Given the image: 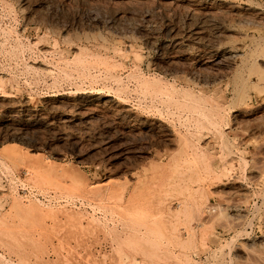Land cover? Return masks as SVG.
<instances>
[{
	"label": "rangeland",
	"instance_id": "374dc122",
	"mask_svg": "<svg viewBox=\"0 0 264 264\" xmlns=\"http://www.w3.org/2000/svg\"><path fill=\"white\" fill-rule=\"evenodd\" d=\"M23 1L0 0V18H2L0 19L2 24H0L2 26H0V42L3 40V44L0 43V47H2L0 51L3 52V55L0 52V83L1 79H4L2 84H0V89L5 90L9 95V98L5 100L0 99V119L4 121L0 123V136L2 137H0V155L2 151L5 152L7 150L8 152H17L12 163L0 159V264H248L247 262L249 264H264V253L262 252L264 251V198H261L264 196V162L262 164V161H264V91L262 90L261 94H254L249 87L247 89L243 87L245 88L242 90L244 92L242 93L243 95L236 94L235 100L232 99L233 101H230L231 95L228 94L227 98H229L223 102H205L200 98L196 99L198 95L196 94V88H194L195 90L190 88L191 91L189 89L188 92H185V89L180 91L176 90L179 88L175 90L171 88V83L174 81L172 78H177L176 85L179 84L180 87L184 85L180 82L183 78L190 81L195 79L194 81L204 84L203 87H205V84L207 82L210 83L213 78L211 75L218 77L217 79L222 81V86L226 81H231L236 76L234 74H236L237 66L234 67V65L229 69L231 71L225 68L217 70L207 67H205V71H202L204 67L190 65L188 60L183 57L175 56L171 63L170 60L164 58L172 43L167 27L175 30L179 29L176 31H182L180 33L183 35L189 29L195 27L196 19L186 16L183 11L179 10L177 12L178 10L175 11L174 9L167 11L171 12L170 16H173L171 18L168 16L169 13L163 12V16L162 13H156L149 7H137L136 11L130 2L126 0H123L124 2L117 0V2L115 1L116 3L106 0H26L24 3ZM238 1L241 5L245 3L244 0ZM262 2L264 1L262 0ZM4 4L8 8L5 9ZM144 8L148 9L147 11L149 12L153 11L152 16L157 17L158 20L155 17L153 18L157 22L159 29L155 28L156 30H154L147 25L144 17L146 9ZM128 9H132L133 12ZM33 11L35 14H33ZM133 13H135V17ZM166 14L169 18L166 17ZM41 15L44 16L42 17ZM86 15L88 18H90V15L92 16L88 20ZM180 15L183 22L180 20ZM137 16L138 19H136ZM177 16L178 18L176 19ZM82 17H85V20L82 21ZM133 18L136 21L132 20ZM77 19L80 20L78 21ZM139 19L142 23L139 22ZM142 20L145 21L143 22ZM185 20L186 23L188 22L187 24L184 23ZM113 21L116 24H113ZM138 22L139 26L142 24L144 29L142 28L140 32H136L137 36L134 34L130 38L129 36H127L128 38H122L123 36L119 37L115 34L120 29L124 32L127 26L138 25ZM168 22H172V25L170 23L167 25ZM6 24L8 25L6 26ZM83 24L86 26L84 27ZM175 24L178 26H176L177 28L174 26ZM70 26L75 27V29ZM185 26H188L189 29ZM111 29H114L113 32H111ZM3 33H5V37ZM84 33H86L85 36L88 35L89 40L87 36H84ZM146 36L147 39L145 38ZM148 36L153 37L148 38ZM9 37H12L13 40ZM40 37L42 40H40ZM25 40L26 43L28 42L27 44ZM166 43L168 44L166 45ZM55 44L58 46H55ZM63 44L66 45L64 46ZM108 44L110 45L108 46ZM149 45L151 46L149 47ZM7 46L13 49L11 48V50ZM154 46L156 47L154 48ZM5 47L8 49L6 48L5 50ZM82 48L85 50L83 51ZM88 48L91 49L89 50ZM77 49L82 50L81 59L83 61L81 60L77 64L74 62V64L72 59L77 53L74 50ZM22 50L23 53H21ZM243 51L244 48L241 49V52ZM31 52L34 55L30 56ZM132 52L138 56V60L132 55ZM14 53L15 56H12ZM42 54H44L43 57ZM161 54H164L163 60H160ZM25 56L26 58L30 57V59H26ZM94 57L98 58L99 62ZM84 58L87 60L86 62ZM15 59L17 60L15 61ZM33 59H36V61ZM46 59H49V61ZM26 61H28L27 64H25ZM33 61L36 63L34 64ZM91 61H94L93 65H91ZM103 61L105 63L104 68L102 67ZM156 61L158 63L157 68H154L151 64H156ZM7 62L12 68L7 65ZM82 62H85V65ZM100 62L102 63L101 66L99 65L101 64ZM65 63L67 66H65ZM174 64H177L176 66L178 67ZM37 65L40 67H37ZM56 65L60 69L58 75L53 78L45 76L40 70L46 68V66H49L47 68L50 69ZM68 65H71L70 68L73 70ZM112 65L113 67L118 65L117 69L113 68ZM236 65H239L238 62ZM84 66L86 67L84 68ZM110 68L113 70L111 71ZM7 69L9 72H6ZM69 69L70 71H68ZM107 69L109 70L107 71ZM196 69L197 71H195ZM38 70L42 76L37 72ZM74 70H78L82 76H76L77 72ZM92 70L98 73L94 72V75L91 72ZM224 73L226 79L225 77L221 78ZM36 74L40 77H37ZM170 74L176 75L171 76ZM185 74L188 75L186 76ZM137 75H156L158 78L163 77L169 83L171 82L168 85L164 84L163 81V91L168 92L171 97L184 96L185 93L190 96H184V103L172 104L168 108L161 101L160 93L162 92L157 89L155 92L159 97L153 95L144 102L142 99L144 95L141 94V91L145 87L151 89L152 84L148 82L149 86L143 84L136 88ZM179 75L182 78L178 80ZM30 82H33L37 87ZM74 82L78 83V86ZM30 84L34 87L30 86ZM39 84L42 85L39 86ZM53 87L55 91L52 89ZM116 90L118 91L116 92ZM121 90H126V92L122 91L123 93H120ZM247 90L249 91L247 92ZM205 91H210L211 93V88H207ZM108 94L112 97V103L107 101L110 99L106 100L105 98ZM71 96H75L76 100ZM97 97H99V100H94ZM137 97H140V104L137 103ZM215 97V99H218V95ZM247 97L249 100H247ZM85 98L90 101L83 102ZM192 98L198 103L193 102ZM204 98L208 99L209 97ZM245 99V104H242ZM71 100L74 102L72 101L71 103ZM59 102L62 104L60 105ZM53 103H56V105H53ZM201 103L205 105H200ZM70 105L71 108L75 107L71 109ZM84 106L89 107L84 109ZM227 107L230 111L226 110ZM192 108L196 110L195 116L190 113ZM22 111L23 114H21ZM215 113H219L220 118L216 124H213V117L211 116ZM116 114L119 117L122 116V118H119ZM188 114L191 115L189 116ZM24 117L30 121L32 119L35 120L36 125L27 123L22 126L25 129H22V134L24 135V132L27 133L24 135L25 137L22 135L23 139L19 140L20 143L10 140V132L18 126L8 124L6 121L10 118L25 121ZM232 117L235 118L234 121ZM126 119L129 120L127 123ZM43 122L47 123L48 126L44 125ZM198 123L200 124L198 125ZM62 124L65 129L61 126ZM129 124L131 125L129 126ZM57 125L61 126L62 128H60L63 130H60ZM155 127L160 130L163 129V131L161 130L163 133ZM216 128H219L220 135L217 134L218 131H215ZM158 132L163 136L157 134ZM165 137L170 141L166 140ZM5 138L7 139L2 140ZM1 144L5 147L10 145V148L6 150ZM12 146L14 151H11L13 150ZM51 155L53 156L51 157ZM231 156L236 158L234 159ZM244 169L246 170L244 171ZM247 169L249 170L248 173ZM241 173H244L245 176ZM35 174L36 179L33 178ZM38 177L44 180H38ZM33 179L36 180L35 183L38 182L37 186H35ZM54 181L56 182L53 183ZM72 181L74 187L72 185L68 187L67 185ZM232 181L238 185L240 183V187L235 184L240 194L232 195L226 190L228 188L227 184ZM60 184L61 186H59ZM242 190L247 193L249 198L242 195ZM13 195H15V198H13ZM13 204L17 205L16 212L10 210ZM252 205L255 208L257 207V209L253 208ZM34 207L41 208L38 214H31V211L27 210ZM47 209H50L51 213ZM240 209L241 211H239ZM55 210L57 211L55 212ZM89 217L93 219V223H91V218ZM240 221L242 222L241 225ZM248 223H251V226H248ZM251 237H253V241ZM241 241L242 243L240 244ZM250 241L252 242L250 243ZM239 245L241 246L239 247ZM249 245L252 249L251 251L250 247H248ZM243 250L248 252L246 254L250 253L248 256L251 257L248 258ZM260 252L263 260L258 254ZM256 258L261 260L255 261ZM246 259L249 260L246 261ZM245 261L246 263H244Z\"/></svg>",
	"mask_w": 264,
	"mask_h": 264
},
{
	"label": "bare ground",
	"instance_id": "6f19581e",
	"mask_svg": "<svg viewBox=\"0 0 264 264\" xmlns=\"http://www.w3.org/2000/svg\"><path fill=\"white\" fill-rule=\"evenodd\" d=\"M24 1H26V0H24ZM24 1H23V3H24ZM30 1V0H29ZM43 1V0H42ZM103 1H105V0H103ZM106 1H112V2H117V0H106ZM121 1H123V0H121ZM120 0H119V2H121ZM127 2L129 1L130 2V4H131V6L134 8V10H136L137 11V7H149L150 9L152 8V10L153 11H155L156 13L157 12H159V13H162V15H163V12H167V11H172L173 9L176 11V10H178L177 12H179V10L180 11H183L184 13H185V15L186 16H188V17H192V18H195L196 19V22H195V27H192V29H189V27L188 26H185L186 28L188 27V29H189V31L188 32H186L184 35L182 34V33H180V32H182V31H176V30H179V29H174V28H169V27H167V30H168V35H170L171 36V40H172V43L170 44V49H168L169 51H167V53L164 55V54H161L162 56H161V59L160 60H163V55H164V58H166V60H170V63H171V60L172 59H174V57L176 56V57H183V58H185L186 60H188V62L190 63V65H194V66H198V67H204L203 69H202V71H205L204 69H205V67H207V68H214V69H230L231 68V66H233L234 65V67H236L237 66V69H236V74H234V75H236L231 81L230 80H228V81H226V83H224V85L222 86L221 85V82L222 81H219V79H217L218 77H214V76H212L211 75V77H213L212 79H211V81H210V83H206L205 84V87H203L204 86V84L202 85V84H200L198 81H190V80H187V79H181L182 77H180V75H179V77H178V80L179 79H181L180 80V82L182 83V84H184L182 87H180V85L178 84V85H176V79H173L172 78V80H174V81H172V83H171V88H173L174 90L176 89V88H179V89H176V90H180V91H182L181 89H185L186 91L185 92H188V90L191 88H196L197 89V91H196V94H198L197 95V97H196V99L197 98H200V99H202V101L204 100L205 102H210V101H217V102H223V101H225V100H227L228 98H227V95L228 94H230L231 96V99H230V101H233L232 99H234V97H235V95L236 94H241V95H243L242 93H244L242 90L243 89H247L248 87H249V89L254 93V94H261L262 93V90L264 91V2H262V0H244L245 1V3L243 4V5H241L240 3H239V1L238 0H126ZM264 1V0H263ZM28 2V1H27ZM33 2V1H32ZM53 2V1H52ZM90 2V1H89ZM96 2V1H95ZM99 2V1H98ZM98 2H96V3H98ZM115 2V3H116ZM124 2V1H123ZM22 3V2H21ZM100 3V2H99ZM5 4H7V3H5ZM4 4V5H5ZM16 4V3H15ZM26 4V3H25ZM31 4V3H30ZM73 4H75L74 2H73ZM113 4V3H112ZM111 4V5H112ZM3 5V4H2ZM27 5V4H26ZM67 5V4H66ZM90 5V4H89ZM88 5V6H89ZM10 5H9V3H8V7H9ZM37 6V5H36ZM46 6H48V5H46ZM51 6V5H50ZM53 6V5H52ZM86 6V5H85ZM124 6H126V5H124ZM123 6V7H124ZM130 6V5H129ZM128 6V7H129ZM8 7H6V5H5V9L6 8H8ZM19 7V6H18ZM80 7V6H79ZM90 7V6H89ZM94 7V6H93ZM112 7H117V6H112ZM123 7H121V8H123ZM73 8H74V6H73ZM97 8V7H96ZM120 8V9H121ZM125 8V7H124ZM146 8H144V9H146ZM38 9H40V7H38ZM85 9V8H84ZM119 9V10H120ZM143 9V10H144ZM9 10H10V8H9ZM34 10V9H33ZM43 10V9H42ZM41 10V11H42ZM93 10V9H92ZM105 10V9H104ZM125 10H126V8H125ZM129 11H132V9L130 10V9H128ZM140 10V9H139ZM142 10V11H143ZM148 9H146V14H145V18H146V23H147V25L148 26H150L151 28H153L154 30H156L155 28H157V29H159L158 28V24H157V22L156 21H154V18L153 17H155L156 18V20H158L157 19V17L156 16H152V12L153 11H151V12H149V11H147ZM32 11V10H31ZM118 11V10H117ZM123 11V10H122ZM39 12H40V10H39ZM125 12V11H124ZM128 12V11H127ZM133 12V11H132ZM139 12V11H138ZM144 12V13H145ZM176 12V13H177ZM27 13V12H26ZM40 13H42V12H40ZM78 13V12H77ZM128 13H130V12H128ZM136 13V12H135ZM135 13H133V15L135 14ZM142 13V12H141ZM158 13V14H159ZM164 13V14H165ZM167 13H169V12H167ZM182 13V12H181ZM33 14H35V12L33 11ZM36 14H38V13H36ZM46 14V13H45ZM91 14V13H90ZM120 13L118 12V15H119ZM130 14H132V13H130ZM129 14V15H130ZM170 14H171V12L169 13V15L168 16H170ZM173 14V13H172ZM75 15V14H74ZM124 15V14H123ZM139 15H141L140 13H139ZM138 15V16H139ZM156 15V14H155ZM161 15V14H160ZM183 15V14H182ZM33 16V15H32ZM39 16V15H38ZM42 17L44 16V15H41ZM70 16V15H69ZM68 16V17H69ZM87 16V15H86ZM85 16V17H86ZM91 16L92 15H90V18H91ZM120 16V15H119ZM138 16H137V18L136 19H138ZM164 16V15H163ZM167 16V14H166V17H168ZM179 16V15H178ZM178 16L176 17V19L178 18ZM186 16H184V17H186ZM6 17V16H5ZM8 17H9V15H8ZM7 17V18H8ZM11 17V16H10ZM34 17V16H33ZM85 17H82L83 19H82V21L83 20H85L84 18ZM115 17V16H114ZM129 17H131V16H129ZM134 17H135V15H134ZM171 17V16H170ZM173 17V16H172ZM171 17V18H172ZM187 17V18H188ZM16 18V17H15ZM14 18V19H15ZM29 18V17H28ZM27 18V19H28ZM39 18V17H38ZM79 18H81V17H79ZM87 18H88V16H87ZM86 18V19H87ZM90 18H88V20L90 19ZM113 18V17H112ZM116 18H119V17H116ZM115 18V20H117ZM127 18V17H126ZM145 18H143V19H145ZM162 19H163V17H161ZM169 18V17H168ZM175 18V17H174ZM180 18H181V15H180ZM0 19H2V18H0ZM5 19V18H4ZM36 19V18H35ZM75 19H76V17H75ZM114 19V18H113ZM122 19V18H121ZM129 19H131V18H129ZM135 18H133L132 20H134ZM142 19V18H141ZM167 19V18H166ZM186 19V18H185ZM7 20H9V19H7ZM30 20H31V18H30ZM39 20V19H38ZM40 20H42L41 18H40ZM50 20V19H49ZM78 21L80 20V19H77ZM95 20V19H94ZM119 20V19H118ZM126 20V19H125ZM160 21H161V19H159ZM169 20V19H168ZM173 20H175V19H173ZM179 20V19H178ZM181 20V22H183L182 21V18L180 19ZM184 20V19H183ZM10 21H11V19H10ZM26 21V20H25ZM36 21H37V19H36ZM35 21V22H36ZM44 21V20H43ZM43 21H40V22H43ZM109 21V20H108ZM134 21H136V20H134ZM143 21V20H142ZM145 21V20H144ZM143 21V22H144ZM163 21V20H162ZM177 21V20H176ZM188 21V20H187ZM193 21H195V20H193ZM8 22V21H7ZM91 22H92V20H91ZM90 22V23H91ZM110 22H111V20H110ZM114 22V21H113ZM118 22V21H117ZM121 22V21H120ZM131 22V21H130ZM129 22V23H130ZM139 22H141L140 21V19H139ZM139 22H138V25H130V26H127V28L124 30V32L120 29V31H122V32H115V34H117V36H123L122 38H124V37H127V36H129V38H130V36H132V35H134L136 32H140V30L143 28L142 27V24H141V26H139ZM166 22V21H165ZM190 22V21H189ZM31 23V22H30ZM134 23V22H133ZM142 23V22H141ZM145 23V24H146ZM169 23L171 24L172 22H168L167 23V25H169ZM184 23H186V20L184 21ZM188 23V22H187ZM186 23V24H187ZM1 24V23H0ZM5 24V23H4ZM3 24V25H4ZM25 24V23H24ZM75 24V23H74ZM112 24V23H111ZM110 24V25H111ZM113 24H116L115 22L113 23ZM112 24V25H113ZM123 24H125V23H123ZM131 24V23H130ZM159 24H160V22H159ZM162 24V23H161ZM166 24V23H165ZM177 24V23H176ZM174 25L175 27L177 26V25ZM185 24V25H186ZM2 25V24H1ZM0 25V26H1ZM8 24H6V26H7ZM84 25V27L87 25V23H86V25L85 24H83ZM90 25H93V24H90ZM97 25V24H96ZM109 25V24H108ZM128 25V24H127ZM143 25H144V23H143ZM162 25H164V24H162ZM166 25V26H167ZM172 25V24H171ZM181 25V24H180ZM5 26V25H4ZM10 26H12V25H10ZM54 26V25H53ZM56 26V25H55ZM73 26V25H72ZM72 26H70V27H72ZM98 26V25H97ZM97 26H95L94 25V27L95 28H97ZM116 26H118V25H116ZM166 26H165V28H166ZM192 26H193V24H192ZM2 27V26H1ZM23 27V26H22ZM62 27V26H61ZM91 27V26H90ZM93 27V28H94ZM120 27V26H119ZM122 27V26H121ZM126 27V26H125ZM173 27V26H172ZM178 27V26H177ZM176 27V28H177ZM57 28V27H56ZM73 28V27H72ZM92 28V29H93ZM160 28H161V26H160ZM163 28V27H162ZM169 28V29H168ZM46 29V28H45ZM71 29V28H70ZM73 29H75V27L73 28ZM84 29V28H83ZM102 29V28H101ZM119 29V28H118ZM144 29V28H143ZM153 29H151V30H153ZM90 30V29H89ZM100 30V29H99ZM98 30V31H99ZM103 30V29H102ZM106 30V29H105ZM114 30V29H113ZM113 30L111 29V32H113ZM116 30H117V28H116ZM146 30V29H145ZM144 30V31H145ZM180 30H182V29H180ZM46 31V30H45ZM75 31V30H74ZM92 31V30H91ZM94 31H95V29H94ZM107 31V30H106ZM186 31V30H185ZM184 31V32H185ZM44 32V31H43ZM55 32V31H54ZM66 32V31H65ZM78 32H80V31H78ZM78 32H77V34H78ZM90 32V31H89ZM101 32V31H100ZM105 32V31H104ZM108 32V31H107ZM143 32V31H142ZM183 32V33H184ZM20 33V32H19ZM46 33V32H45ZM58 33V32H57ZM110 33V32H109ZM145 33V32H144ZM154 33V32H153ZM159 33V32H158ZM161 33V32H160ZM4 34V37H5V33H3ZM11 34H12V32H11ZM47 34H48V32H47ZM61 34V33H60ZM85 34L86 33H84V36H85ZM101 34V33H100ZM104 34H106V33H104ZM139 34H141V33H139ZM147 34V33H146ZM150 34H152V33H150ZM150 34H148V35H150ZM1 35H2V33H1ZM17 35V34H16ZM46 35V34H45ZM50 35V34H49ZM49 35H47V36H49ZM63 35V34H62ZM72 35V34H71ZM81 35H82V31H81ZM136 35V34H135ZM157 35V34H156ZM51 36V35H50ZM53 36V35H52ZM58 36V35H57ZM60 36V35H59ZM67 36V35H66ZM70 36V35H69ZM68 36V37H69ZM87 36V39L89 38L88 37V35H86ZM85 36V37H86ZM89 36H91L90 34H89ZM103 36V35H102ZM106 36H107V34H106ZM110 36V35H109ZM137 36V35H136ZM154 36H155V34H154ZM159 36V35H158ZM45 37V36H44ZM71 37V36H70ZM115 37V36H114ZM149 37H153V36H148V38ZM156 37V36H155ZM154 37V38H155ZM9 38H12V37H9ZM17 38V37H16ZM41 38V37H40ZM54 38V37H53ZM60 38V37H59ZM79 38H80V36H79ZM110 38V37H109ZM128 38V37H127ZM140 38V37H139ZM144 38V37H143ZM146 39H147V36L145 37ZM167 38V37H166ZM170 38V37H169ZM21 39V38H20ZM66 39H67V37H66ZM85 39V38H84ZM113 40H114V38H112ZM12 40H13V38H12ZM12 40H11V42H12ZM40 40H42V38L40 39ZM52 40V39H51ZM79 40V39H78ZM89 40V39H88ZM17 41V40H16ZM15 41V42H16ZM32 41V40H31ZM54 41H57V40H54ZM108 41V40H107ZM112 41V40H111ZM2 42H3V40H2ZM2 42H0L1 44H3ZM8 42V41H7ZM47 42V41H46ZM74 42V41H73ZM72 42V43H73ZM77 42V41H76ZM114 42V41H113ZM25 43H26V40H25ZM28 43V42H27ZM26 43V44H27ZM54 43V42H53ZM71 43V44H72ZM111 43V42H110ZM150 43H152L151 41H150ZM156 43V42H155ZM160 43H161V41H160ZM165 43V42H164ZM8 44V43H7ZM6 44V45H7ZM21 44V43H20ZM74 44H75V42H74ZM128 44V43H127ZM143 44V43H142ZM148 44V43H147ZM158 44V43H157ZM168 43H166V45H167ZM22 45V44H21ZM53 45V44H52ZM64 46L66 45V44H63ZM77 45V44H76ZM84 45V44H83ZM87 45V44H86ZM105 45V44H104ZM110 44H108V46H109ZM1 46V45H0ZM11 46V45H10ZM10 46H7L8 48L10 47ZM13 46V45H12ZM23 46H24V44H23ZM40 46V45H39ZM55 46H58V45H56L55 44ZM85 46V45H84ZM112 46V45H111ZM151 45H149V47H150ZM152 46H153V44H152ZM164 46V45H163ZM7 47H5V50H6V48ZM32 47V46H31ZM67 47V46H66ZM80 47V46H79ZM87 47V46H86ZM128 47V46H127ZM156 46H154V48H155ZM162 47V46H161ZM165 47V46H164ZM0 48H2V47H0ZM7 48V49H8ZM12 48V47H11ZM11 48H9V49H11ZM17 48V47H16ZM20 48V47H19ZM24 48V47H23ZM22 48V49H23ZM30 48V47H29ZM28 48V49H29ZM99 48V47H98ZM97 48V49H98ZM153 48V47H152ZM158 48V47H157ZM166 48H168L167 46H166ZM242 48H244V51L243 52H241V49ZM13 49V48H12ZM11 49V50H12ZM25 49H27V48H25ZM38 49V48H37ZM49 49V48H48ZM55 49H56V47H55ZM72 49V48H71ZM89 49V48H88ZM91 49V48H90ZM89 49V50H90ZM159 49V48H158ZM16 50V49H15ZM82 50L84 51L85 49H83L82 48ZM82 50H80V49H77V50H74V51H77V53L75 54V56L73 57V59H72V62L74 63H80L81 62V56L83 55V52H82ZM121 50V49H120ZM147 50V49H146ZM9 51V50H8ZM24 51H26V50H24ZM32 51H34V50H32ZM87 51V50H86ZM98 51V50H97ZM102 51V50H101ZM122 51V50H121ZM148 51V50H147ZM154 51V50H153ZM1 52V51H0ZM18 52V51H17ZM16 52V53H17ZM73 52V51H72ZM116 52V51H115ZM3 52H1V54H2ZM5 53V52H4ZM21 53H23V50L21 51ZM32 53V52H31ZM36 53V52H35ZM110 53V52H109ZM145 53V52H144ZM153 53V52H152ZM162 53V52H161ZM19 54V53H18ZM40 54H41V52H40ZM47 54H49V53H47ZM51 54V53H50ZM113 54H114V52H113ZM160 54V53H159ZM3 55V54H2ZM5 55V54H4ZM29 55V54H28ZM27 55V56H28ZM32 55H34L33 53L30 55V56H32ZM43 55L44 54H42V57H43ZM105 55V54H104ZM116 55V54H115ZM126 55V54H125ZM132 55L135 57V58H137L138 56L135 54V53H133L132 52ZM139 55H141V54H139ZM1 56V55H0ZM12 56H15V53L12 55ZM19 56V55H18ZM35 56H36V54H35ZM34 56V57H35ZM93 56V55H92ZM102 56V55H101ZM8 57V56H7ZM22 57H23V55H22ZM38 57H39V55H38ZM46 57V56H45ZM88 57V56H87ZM97 57V56H96ZM113 57V56H112ZM115 57V56H114ZM145 57V56H144ZM157 57V56H156ZM6 58V57H5ZM8 58H10V57H8ZM13 58H15V57H13ZM20 58V57H19ZM25 58H26V56H25ZM28 59H30V57H27ZM26 58V59H27ZM36 58V57H35ZM39 58H41V57H39ZM61 58V57H60ZM86 58V57H85ZM84 58V59H85ZM90 58H91V56H90ZM89 58V60H91ZM95 58V57H94ZM94 58H92V59H94ZM100 58V57H99ZM103 58V57H102ZM123 58V57H122ZM127 58V57H126ZM148 58V57H147ZM152 58V57H151ZM150 58V59H151ZM36 59H38V58H36ZM36 59H33V60H35L36 61ZM96 60L98 59V58H95ZM142 59H143V57H142ZM159 59V58H158ZM177 59V58H176ZM2 60V59H1ZM5 60V59H4ZM3 60V61H4ZM12 60V59H11ZM17 59H15V61H16ZM32 60V59H31ZM47 60V59H46ZM89 60H88V62H89ZM99 60V59H98ZM97 60V61H98ZM109 60V59H108ZM111 60V59H110ZM137 60H138V58H137ZM144 60V59H143ZM147 60V59H146ZM30 61V60H29ZM47 61H49V59L47 60ZM83 61V60H82ZM87 60L85 59V62H86ZM96 61V62H97ZM149 61H151V60H149ZM14 62V61H13ZM27 62L28 61H26V63L25 64H27ZM32 62V61H31ZM41 62V61H40ZM52 62V61H51ZM59 62V61H58ZM61 62V61H60ZM84 62V63H85ZM87 62V63H88ZM95 62V63H96ZM99 62V61H98ZM106 62H108V61H106ZM138 62V61H137ZM140 62V61H139ZM153 62H155V61H153ZM165 62V61H164ZM176 62V61H175ZM237 62H238V64L239 65H236L237 64ZM12 63V62H11ZM33 63H34V61H33ZM36 63V62H35ZM34 63V64H35ZM39 63V62H38ZM56 63H57V61H56ZM62 63V62H61ZM69 63H71V62H69ZM74 63V64H75ZM83 62H82V64H84ZM91 63V65H93L92 63H94V61L92 62H90ZM89 63V64H90ZM101 63V62H100ZM118 63V62H117ZM168 63V62H167ZM173 63H174V61H173ZM1 64L4 66V63L1 61ZM17 64H18V62H17ZM16 64V65H17ZM30 64V63H29ZM53 64V63H52ZM72 64V63H71ZM96 64H98V63H96ZM104 61H103V65H102V63L101 64H99L100 66L102 65V67L104 66ZM138 64V63H137ZM149 64V63H148ZM157 61H156V64H151V66L152 67H154V68H157ZM162 64V63H161ZM164 64V63H163ZM7 65H8V62H7ZM55 65V64H54ZM58 65V64H57ZM54 66L53 68L51 67L50 69L49 68H47V67H49V66H46V68H44V69H40L41 70V72L42 73H44V75L45 76H47V77H51V78H53V77H55V76H57L58 75V73H59V67L58 66ZM85 65V64H84ZM87 65V64H86ZM143 65V64H142ZM142 65H140V66H142ZM172 65V64H171ZM175 65V64H174ZM177 65V64H176ZM175 65V66H176ZM2 66V67H3ZM9 66V65H8ZM8 66H6V67H8ZM39 65H37V67H38ZM40 66H41V64H40ZM39 66V67H40ZM65 66H67L66 65V63H65ZM71 66V65H70ZM70 66L68 65V67L70 68ZM77 66V65H76ZM76 66H74V67H76ZM109 66V65H108ZM118 65H116V67H117ZM148 66V65H147ZM159 66V65H158ZM161 66V65H160ZM173 66V65H172ZM10 67V66H9ZM8 67V68H9ZM15 67V66H14ZM27 67V66H26ZM25 67V68H26ZM80 67V66H79ZM86 66H84V68H85ZM112 67H113V65H112ZM115 66L113 67V68H116ZM122 67V66H121ZM130 67V66H129ZM146 67V66H145ZM150 67V66H149ZM176 67H178V66H176ZM10 68H12V67H10ZM18 68V67H17ZM21 68V67H20ZM24 68V67H23ZM22 68V69H23ZM29 68V67H28ZM27 68V69H28ZM104 68V67H103ZM120 68V67H119ZM173 68V67H172ZM190 68V67H189ZM4 69H6V68H4ZM15 69V68H14ZM34 69H36V68H34ZM71 70H73L72 68H70ZM70 69L68 70V71H70ZM111 69V68H110ZM117 69V68H116ZM121 69V68H120ZM179 69H180V67H179ZM178 69V70H179ZM8 70V69H7ZM6 70V72H9V70L7 71ZM16 70V69H15ZM18 70V69H17ZM29 70V69H28ZM64 70H65V68H64ZM82 70V69H81ZM86 70V69H85ZM106 70V69H105ZM109 69H107V71H108ZM113 69H111V71H112ZM132 70V69H131ZM172 70V69H171ZM175 70V69H174ZM173 70V71H174ZM181 70H182V68H181ZM207 70V69H206ZM208 70H211V69H208ZM11 71H13L12 69H11ZM21 71V70H20ZM26 71V70H25ZM35 71V70H34ZM74 71H76L77 72V74H76V76H78V75H80V72H78V70H74ZM128 71V70H127ZM158 71H160V70H158ZM163 71V70H162ZM175 71H177V70H175ZM184 71V70H183ZM195 71H197V69L195 70ZM211 71H213V70H211ZM222 71V70H221ZM224 71V70H223ZM229 71H231V70H229ZM28 72V71H27ZM30 72V71H29ZM38 73H39V70L37 71ZM91 72H93V70L91 71ZM94 72H96V73H98L97 71H94ZM94 72H93V74H94ZM103 72V71H102ZM131 72V71H130ZM166 72V71H165ZM185 72V71H184ZM201 72V71H200ZM209 72V71H208ZM18 73V72H17ZM23 73H25L24 71H23ZM87 73V72H86ZM85 73V74H86ZM105 73V72H104ZM103 73V74H104ZM124 73H125V71H124ZM162 73V72H161ZM167 73H168V71H167ZM166 73V74H167ZM172 73V72H171ZM186 73V72H185ZM188 73V72H187ZM193 73V72H192ZM191 73V74H192ZM202 73H205V72H202ZM212 73V72H211ZM215 73V72H214ZM227 73V72H226ZM13 74H14V72H13ZM19 74H21V73H19ZM40 74V73H39ZM75 74V73H74ZM73 74V75H74ZM100 74V73H99ZM102 74V73H101ZM121 74V73H120ZM179 74H180V72H179ZM190 74V73H189ZM23 75H25V74H23ZM37 75V74H36ZM70 75H72V74H70ZM90 75V74H89ZM92 75V74H91ZM95 75V74H94ZM97 75V74H96ZM171 75V74H170ZM174 75V74H173ZM173 75H171V76H173ZM176 75V74H175ZM174 75V76H175ZM186 75V74H185ZM188 75V74H187ZM186 75V76H187ZM197 75V74H196ZM202 75H206V74H202ZM214 75V74H213ZM228 75V74H227ZM233 75V74H232ZM4 76V75H3ZM14 76V75H13ZM30 76V75H29ZM40 76H42L41 74H40ZM40 76H38L37 75V77H40ZM80 76H82V75H80ZM103 76V75H102ZM107 76V75H106ZM120 76V75H119ZM170 76V77H171ZM2 77V76H1ZM7 77V76H6ZM17 77V76H16ZM20 77V76H19ZM36 77V78H37ZM72 77V76H71ZM74 77V76H73ZM99 77H100V75H99ZM185 77V76H184ZM198 77V76H197ZM201 77V76H200ZM224 78L225 77V79H226V75H225V73L224 74H222V76H221V78ZM18 78V77H17ZM27 78V77H26ZM42 78V77H41ZM44 78V77H43ZM186 78H188V77H186ZM206 78V77H205ZM209 78V77H208ZM220 78V77H219ZM222 78V79H223ZM228 78V77H227ZM19 79V78H18ZM31 79V78H30ZM35 79V78H34ZM38 79V78H37ZM45 79V78H44ZM43 79V80H44ZM65 79V78H64ZM63 79V80H64ZM87 79V78H86ZM107 79V78H106ZM105 79V80H106ZM141 79V80H140ZM198 79V78H197ZM2 80H4V79H1V83L0 84H2ZM25 80V79H24ZM29 80V79H28ZM46 80H47V78H46ZM66 80H68V79H66ZM92 80V79H91ZM123 80V79H122ZM139 80V81H138ZM206 80V79H205ZM15 81V80H14ZM41 81V80H40ZM47 81H49V80H47ZM58 81V80H57ZM69 81V80H68ZM67 81V82H68ZM81 81V80H80ZM143 81V82H142ZM163 81H164V84H168V85H170V83L167 81V80H165V79H163V77H160V78H158L156 75H153V76H149V75H145V76H139V75H137L136 76V88H138V87H140L141 85H143V84H145L146 86H149L150 84H152V87H151V89H149L148 87H145L144 89H142V91H141V94H143L144 95V98H142L143 100H144V102H146V100L147 99H149V97L151 98V96H153V95H155V96H158L159 97V95H157V93L155 92V90H157V89H159V91L160 92H162V93H160V95H161V101L163 102V104H165L166 106H168V108L170 107V105H174V104H179V103H184V96L186 97V96H190V95H187L186 93H185V95L184 96H180V95H177V96H174V97H171L170 95H168V92H164L163 91ZM200 81H203V80H200ZM207 81V80H206ZM6 82H7V80H6ZM17 82V81H16ZM15 82V83H16ZM26 82H28V81H26ZM33 82H36V81H33ZM33 82H30V83H32L33 85H34V83ZM39 82V81H38ZM37 82V83H38ZM50 82H52V81H50ZM64 82V81H63ZM71 82V81H70ZM73 82V81H72ZM111 82H112V80H111ZM150 84H149V83ZM4 83V82H3ZM12 83V82H11ZM41 83V82H40ZM75 83V82H74ZM110 83V82H109ZM180 83V84H181ZM204 83H205V81H204ZM27 84H29V83H27ZM32 84H30V86H32ZM36 84V83H35ZM45 84V83H44ZM47 84V83H46ZM51 84V83H50ZM56 84V83H55ZM78 84V83H77ZM76 83H75V85H77ZM103 84V83H102ZM106 84H107V82H106ZM118 84H119V82H118ZM17 85V84H16ZM22 85V84H21ZM42 85V84H41ZM40 84H39V86H41ZM58 85V84H57ZM56 85V86H57ZM61 85V84H60ZM71 85H73V84H71ZM75 85H73V86H75ZM99 85V84H98ZM117 85V84H116ZM115 85V86H116ZM159 85V86H158ZM2 86V85H1ZM12 86V85H11ZM35 86V85H34ZM34 86H32V87H34ZM51 86V85H50ZM63 86V85H62ZM65 86H67V85H65ZM72 86V87H73ZM78 86V85H77ZM84 86V85H83ZM103 86V85H102ZM107 86V85H106ZM110 86V85H109ZM123 86V85H122ZM14 87V86H13ZM27 87V86H26ZM31 87V88H32ZM35 87H37V86H35ZM61 87V86H60ZM64 87V86H63ZM119 87V86H118ZM243 87H245V88H243ZM3 88V87H2ZM40 88V87H39ZM57 88V87H56ZM55 88V89H56ZM78 88V87H77ZM108 88H111V87H108ZM113 88V87H112ZM207 88H211V93H210V91L208 92V91H205V90H207ZM11 89H12V87H11ZM16 89V88H15ZM37 89V88H36ZM36 89H34V90H36ZM53 90H54V87L52 88ZM62 89V88H61ZM94 89V88H93ZM167 89H169V88H167ZM191 89H190V91H191ZM17 90V89H16ZM26 90V89H25ZM29 90H31V89H29ZM50 90H51V88H50ZM60 90V89H59ZM66 90H67V88H66ZM95 90V89H94ZM93 90V91H94ZM110 90V89H109ZM113 90V89H112ZM195 90V89H194ZM13 91V90H12ZM43 91V90H42ZM46 91V90H45ZM55 91V90H54ZM61 91V90H60ZM64 91V90H63ZM92 91V90H91ZM96 91V90H95ZM98 91V90H97ZM118 90H116V92H117ZM123 90H121V92L120 93H125L126 92V90H124L123 92H122ZM244 91H246V90H244ZM249 90H247V92H248ZM52 92V91H51ZM58 92V91H57ZM56 92V93H57ZM67 92H69V91H67ZM71 92V91H70ZM77 92V91H76ZM88 92V91H87ZM99 92V91H98ZM47 93V92H46ZM49 93V92H48ZM54 93V92H53ZM81 93V92H80ZM85 93H86V90H85ZM104 93V92H103ZM109 93V92H108ZM119 93V92H118ZM119 93V94H120ZM174 93V92H173ZM210 93V94H209ZM31 94V93H30ZM84 94V93H83ZM96 94V93H95ZM117 94V93H116ZM209 94V95H208ZM218 95V99H215L216 97V95ZM246 94V93H245ZM18 95V94H17ZM31 95H33V94H31ZM78 95V94H77ZM94 95V94H93ZM126 95H128V94H126ZM48 96V95H47ZM83 96V95H82ZM98 96V95H97ZM115 96V95H114ZM123 96H124V94H123ZM209 97L208 99H205L204 97ZM51 97V96H50ZM72 97V96H71ZM70 97V98H71ZM75 97V96H74ZM74 97H72V98H74ZM79 97H81V96H79ZM85 97V96H84ZM90 97V96H89ZM95 97V96H94ZM99 97H100V95H99ZM99 97H97L96 99H94V100H96V101H98L99 100ZM116 97V96H115ZM121 97V96H120ZM192 97V96H191ZM7 98H9V95H8V93L5 91V90H3V89H0V99H2V100H5V99H7ZM12 98V97H11ZM83 98V97H82ZM87 98H88V96H87ZM87 98H85V99H83V102H89L90 100H87ZM104 98V97H103ZM105 98H106V100L107 99H110V100H107L108 102L110 101H112L111 100V96H109V94L108 95H106L105 96ZM118 98V97H117ZM123 98V97H122ZM131 98V97H130ZM189 98V97H188ZM248 98V97H247ZM246 98V99H247ZM27 99V98H26ZM75 99V98H74ZM81 99V98H80ZM125 99V98H124ZM137 99V103L138 104H140V97L138 98H136ZM193 99V98H192ZM214 99V100H213ZM239 99V98H238ZM246 99L244 100V102L242 103V104H245V101H246ZM76 100V99H75ZM93 100V99H92ZM106 100H104V101H106ZM235 100V99H234ZM247 100H249V98L247 99ZM8 101V100H7ZM17 101V100H16ZM51 101H53V100H51ZM62 101V100H61ZM68 101H70V100H68ZM72 101L73 100H71V103H72ZM79 101H81V100H79ZM114 101V100H113ZM125 101V100H124ZM151 101V100H150ZM189 101V100H188ZM239 101V100H238ZM46 102H48V101H46ZM54 102H55V100H54ZM74 102V101H73ZM78 102V101H77ZM133 102V101H132ZM154 102V101H153ZM152 102V103H153ZM190 102V101H189ZM193 102H195V103H198V101H195L194 99H193ZM205 102H203V103H205ZM50 103V102H49ZM48 103V104H49ZM80 103V102H79ZM92 103V102H91ZM94 103V102H93ZM95 103H97V102H95ZM102 103H104V102H102ZM106 103V102H105ZM112 103V102H111ZM116 103V102H115ZM115 103H113V104H115ZM229 103V102H228ZM241 103V102H240ZM51 104V103H50ZM59 104H60V102H59ZM58 104V105H59ZM62 104V103H61ZM60 104V105H61ZM65 104V103H64ZM188 104V103H187ZM190 104H192V103H190ZM238 104V103H237ZM249 104V103H248ZM247 104V105H248ZM262 104V103H261ZM53 105H56V103L54 104L53 103ZM53 105H51V106H53ZM59 105V106H60ZM82 105H83V103H82ZM86 105V104H85ZM98 105V104H97ZM107 105H109V104H107ZM112 105V104H111ZM116 105V104H115ZM134 105V104H133ZM132 105V106H133ZM200 105H205V104H200ZM231 105V104H230ZM50 106V105H49ZM77 106V105H76ZM94 106V105H93ZM54 107H57V106H54ZM53 107V108H54ZM61 107V106H60ZM62 107H63V105H62ZM66 107V106H65ZM75 107V106H74ZM74 107H72V108H74ZM85 107H89V106H84V109H86ZM119 107V106H118ZM124 107V106H123ZM177 107V106H176ZM52 108V107H51ZM69 108V107H68ZM70 108H71V105H70ZM71 108V109H72ZM99 108V107H98ZM102 108V107H101ZM105 108V107H104ZM109 108V107H108ZM113 108V107H112ZM119 108H122V107H119ZM178 108V107H177ZM16 109V108H15ZM21 109V108H20ZM29 110H30V108H28ZM67 109V108H66ZM77 109V108H76ZM103 109V108H102ZM111 109V108H110ZM114 109V108H113ZM117 109V108H116ZM124 109V108H123ZM146 109V108H145ZM249 109V108H248ZM253 109V108H252ZM5 110H7V109H5ZM10 110V109H9ZM28 110V111H29ZM106 110V109H105ZM109 110V109H108ZM119 110V109H118ZM120 110H122V109H120ZM128 110V109H127ZM136 110V109H135ZM151 110V109H150ZM200 110V109H199ZM226 110H229L228 109V107H227V109ZM231 110L233 111V109L231 108ZM241 110H243V109H241ZM4 111V110H3ZM79 111H80V109H79ZM114 111V110H113ZM123 111V110H122ZM153 111V110H152ZM179 111H180V109H179ZM179 111H177V112H179ZM195 109L194 108H192V111L190 112V113H192L193 115L194 114H196L195 113ZM201 111V110H200ZM230 111V110H229ZM237 111V110H236ZM246 112H248L247 110H245ZM5 112H7V111H5ZM19 113H20V111H18ZM111 112H112V110H111ZM115 112H116V110H115ZM119 112V111H118ZM142 112V111H141ZM163 112V111H162ZM161 112V113H162ZM252 112V111H251ZM16 113H17V111H16ZM29 113V112H28ZM113 113V112H112ZM138 113V112H137ZM148 113V112H147ZM202 113V112H201ZM233 113V112H232ZM243 113V112H242ZM1 114V113H0ZM2 114H4V113H2ZM9 114V113H8ZM21 114H23V111H22V113ZM30 114H32V113H30ZM30 114H28V115H30ZM83 114V113H82ZM122 114V113H121ZM124 114V113H123ZM126 114V113H125ZM175 114V113H174ZM247 114V113H246ZM19 115V114H18ZM25 115V114H24ZM24 115H22V116H24ZM27 115V117H29ZM33 115V114H32ZM34 115H35V112H34ZM37 115V114H36ZM78 115V114H77ZM117 115V114H116ZM189 115V114H188ZM191 115V114H190ZM189 115V116H190ZM192 115V116H193ZM240 115V114H239ZM2 116V115H1ZM37 116H39V115H37ZM46 116V115H45ZM76 116V115H75ZM80 116V115H79ZM112 116V115H111ZM118 116V115H117ZM117 116H115V117H117ZM121 116V115H120ZM132 116H134V115H132ZM137 116V115H136ZM195 116V115H194ZM244 116V115H243ZM6 117V116H5ZM35 117V116H34ZM72 117V116H71ZM119 117V116H118ZM145 117V116H144ZM211 117H213L212 118V122H213V124H216L217 123V121L219 120V118H220V115H219V113H215V114H212V116ZM236 117H237V114H236ZM246 117V116H245ZM19 118H20V115H19ZM30 118V117H29ZM42 118H44V117H42ZM42 118H40V119H42ZM63 118V117H62ZM66 118V117H65ZM64 118V119H65ZM119 118H122V116L121 117H119ZM126 118V117H125ZM130 118V117H129ZM138 118V117H137ZM136 118V119H137ZM168 118V117H167ZM233 118V117H232ZM241 118V117H240ZM4 119V118H3ZM16 119V118H15ZM21 119V118H20ZM23 119V118H22ZM24 119H26L25 117H24ZM28 119V118H27ZM14 120L13 118H10L8 121H6L8 124H11V125H14V126H18L17 128H13V130H12V132H10L11 134H10V140H15V142L17 141V142H19V140H21V139H23V137H22V129H24V128H22V126L24 125L25 126V124H30V123H33V124H35L36 123V121L35 120H33L32 118V120L30 121V120ZM38 119V118H37ZM59 119H61V118H59ZM70 119V118H69ZM72 119H73V117H72ZM78 119V118H77ZM132 119V118H131ZM135 119V118H134ZM134 119H133V121H134ZM140 119V118H139ZM161 119V118H160ZM183 119H184V117H183ZM202 119V118H201ZM204 119V118H203ZM234 119L235 118H233V121H234ZM47 120V119H46ZM116 120V119H115ZM121 120V119H120ZM127 120V119H126ZM185 120H187L186 118H185ZM225 120H226V118H225ZM48 121V120H47ZM50 121H52V120H50ZM59 121V120H58ZM62 121H63V119H62ZM67 121H69V120H67ZM85 121H87V120H85ZM117 121V120H116ZM129 120H127L126 121V123L128 122ZM143 121V120H142ZM150 121V120H149ZM156 121V120H155ZM170 121V120H169ZM184 121V120H183ZM224 121V120H223ZM237 121H239V119H237ZM2 122H4V121H1V119H0V123H2ZM70 122V121H69ZM122 122H123V119H122ZM136 122H137V120H136ZM144 122H145V120H144ZM152 122H153V120H152ZM151 122V123H152ZM174 122V121H173ZM181 122V121H180ZM44 123V125H47V123H45V122H43ZM48 123H50V122H48ZM67 123V122H66ZM87 123V122H86ZM125 123V124H126ZM134 123V122H133ZM225 123H226V121H225ZM68 124V123H67ZM80 124V123H79ZM117 124V123H116ZM146 124H148V123H146ZM158 124V123H157ZM161 124V123H160ZM175 124V123H174ZM187 124V123H186ZM200 123H198V125H199ZM207 124H208V121H207ZM210 124V123H209ZM36 125V124H35ZM52 125H53V123H52ZM55 125V124H54ZM60 125V124H59ZM131 124H129V126H130ZM154 125V124H153ZM176 125V124H175ZM174 125V126H175ZM189 125V124H188ZM226 125V124H225ZM48 126V125H47ZM61 126H63V124L61 125ZM60 126V127H61ZM156 126V125H155ZM187 126V125H186ZM214 126V125H213ZM57 127H59L58 125H57ZM59 127V128H60ZM148 127V126H147ZM152 127V126H151ZM172 127H173V125H172ZM176 127V126H175ZM192 127V126H191ZM224 127H227V126H224ZM29 128V127H28ZM52 128H53V126H52ZM62 128V127H61ZM60 128V130H63V129H61ZM63 128H64V126H63ZM131 128V127H130ZM156 128V127H155ZM154 128V129H155ZM162 128V127H161ZM168 128V127H167ZM166 128V129H167ZM197 128H198V126H197ZM196 128V129H197ZM222 128H223V125H222ZM6 129H8V128H6ZM31 129H32V127H31ZM40 129V128H39ZM65 129V128H64ZM127 129V128H126ZM157 129V128H156ZM172 129H174V128H172ZM180 129H181V127H180ZM195 129V128H194ZM227 129V128H226ZM25 130V129H24ZM45 130V129H44ZM52 130V129H51ZM54 130V129H53ZM157 130H160V129H157ZM162 131H163V129H161ZM160 130V131H161ZM165 130V129H164ZM200 130V129H199ZM219 130V128H216V132ZM2 131V130H1ZM6 131V130H5ZM26 131H28V130H26ZM30 131V130H29ZM33 131V130H32ZM38 131H40V130H38ZM47 131V130H46ZM50 131V130H49ZM59 131V130H58ZM159 131V132H160ZM161 131V132H162ZM170 131V130H169ZM51 132V131H50ZM66 132V131H65ZM157 133V134H160V133ZM4 133H6V132H4ZM9 133V132H8ZM25 134L27 133V132H24ZM31 133V132H30ZM29 133V134H30ZM47 133H49V132H47ZM163 133V132H162ZM192 133V132H191ZM24 134V135H25ZM61 134V133H60ZM168 134V133H167ZM217 134H221V132L220 131H218L217 132ZM23 135V136H24ZM62 135V134H61ZM160 135H162V134H160ZM202 135V134H201ZM225 135V134H224ZM29 136H31V135H29ZM29 136H27V137H29ZM163 136V135H162ZM180 136V135H179ZM1 137V136H0ZM25 137V136H24ZM172 137V136H171ZM225 137V136H224ZM2 138V137H1ZM8 138V137H7ZM7 138H5V139H2V140H6ZM31 138H32V136H31ZM30 138V139H31ZM34 138V137H33ZM37 138H38V136H37ZM166 138V137H165ZM164 138V139H165ZM168 138H169V135H168ZM168 138H166V140L168 139ZM35 139V138H34ZM227 139V138H226ZM26 140V139H25ZM29 140V139H28ZM1 141V140H0ZM32 141V140H31ZM168 141H170L169 139H168ZM234 141V140H233ZM232 141V142H233ZM9 142V141H8ZM30 142V141H29ZM193 142H194V140H193ZM196 142V141H195ZM224 142V141H223ZM20 143V142H19ZM22 143V142H21ZM34 143H35V141H34ZM218 143V142H217ZM10 144V143H9ZM8 144V145H9ZM13 144H15V143H13ZM18 144V143H17ZM24 144V143H23ZM30 144V143H29ZM29 144H27V145H29ZM41 144V143H40ZM2 145V144H1ZM16 145V144H15ZM15 145H13V146H15ZM20 145V144H19ZM27 145H25V146H27ZM31 145V144H30ZM197 145V144H196ZM3 147H4V149L6 148V150H7V148H10V145H9V147L7 146V147H5L4 145H2ZM1 146V147H2ZM11 147V148H13V150H11V151H14V147ZM194 146V145H193ZM223 146V145H222ZM3 147H2V149H3ZM17 147V146H16ZM15 147V148H16ZM33 147H34V145H33ZM227 147V146H226ZM25 148V147H24ZM32 148V147H31ZM221 148V147H220ZM228 148V147H227ZM1 149V150H2ZM22 149V148H21ZM206 149V148H205ZM225 149V148H224ZM232 150V149H231ZM235 150V149H234ZM237 151V150H236ZM239 151V150H238ZM30 152V151H29ZM195 152V151H194ZM221 152H223V151H221ZM235 152V151H234ZM17 152H8V150L7 151H5V152H1V155H0V159H3L4 161H6V162H9V163H12L14 160H15V156L17 155L16 154ZM48 154V153H47ZM231 155V154H230ZM230 155H229V157H230ZM53 155H51V157H52ZM231 157H233V156H231ZM264 157V156H263ZM234 158V157H233ZM236 158V157H235ZM234 158V159H235ZM260 158V157H259ZM261 158H262V156H261ZM260 158V159H261ZM37 159V158H36ZM45 159H47L46 157H45ZM44 159V160H45ZM231 159V158H230ZM233 159V160H234ZM259 159V160H260ZM264 159V158H263ZM232 160V159H231ZM3 161V162H4ZM19 161V160H18ZM17 161V162H18ZM44 162V161H43ZM48 162V161H47ZM68 162V161H67ZM261 162V161H260ZM263 162L264 161H262V164H263ZM228 165V164H227ZM14 166V165H13ZM235 167V166H234ZM247 167V166H246ZM252 167V166H251ZM251 167H249L250 169H251ZM5 168H6V166H5ZM248 168V169H249ZM247 169V173H248V170ZM253 169V168H252ZM10 170V169H9ZM233 170V169H232ZM246 169H244V171H245ZM254 170V169H253ZM252 170V172H254ZM260 170H262V169H260ZM38 171V170H37ZM229 171H230V169H229ZM21 172V171H20ZM23 172V171H22ZM41 172H43V170H41ZM260 172V171H259ZM8 173V172H7ZM34 173V172H33ZM250 173V172H249ZM261 173V172H260ZM22 174V173H21ZM25 174V173H24ZM38 174V173H37ZM241 174H244V173H241ZM44 175V174H43ZM47 175V174H46ZM219 175V174H218ZM257 175V174H256ZM259 175V174H258ZM262 175V174H261ZM29 176V175H28ZM31 176V175H30ZM33 176V175H32ZM48 176V175H47ZM243 176H245V174L243 175ZM251 176V175H250ZM220 177V176H219ZM253 177H255V176H253ZM258 177V176H257ZM23 178V177H22ZM33 178H35L36 179V174H35V177H33ZM47 178V177H46ZM256 178V177H255ZM35 179H33V181H34V183H35ZM38 180H41L42 181V179L41 178H37ZM48 179H49V177H48ZM257 179V178H256ZM260 179V178H259ZM2 180V179H1ZM44 180V179H43ZM258 180V179H257ZM33 181H31V183H33ZM45 182V181H44ZM52 182V181H51ZM56 181H54L53 183H55ZM252 182V181H251ZM21 183V182H20ZM33 183V184H34ZM37 183L38 182H36L34 185L35 186H37ZM46 183H48V182H46ZM238 183V182H237ZM255 183H257V182H255ZM254 183V184H255ZM90 184V183H89ZM235 182H229L228 184H227V186H228V188H226V190H228V192H230L232 195H236V194H238L239 192H238V189H236V187H235ZM258 184V183H257ZM256 184V185H257ZM71 185L74 187V184H73V181L72 182H70V184L69 185H67L68 187H71ZM225 185V184H224ZM239 185H240V183H239ZM238 184H236V186H239ZM243 185V184H242ZM6 186V185H5ZM59 186H61V184L59 185ZM122 186V185H121ZM121 186H120V188H121ZM227 186H225V187H227ZM255 186V185H254ZM223 187V186H222ZM240 187V186H239ZM243 187V186H242ZM248 187V186H247ZM263 187V186H262ZM105 188V187H104ZM224 188V187H223ZM245 188V187H244ZM21 189V188H20ZM122 189H124V188H122ZM240 189V188H239ZM243 189V188H242ZM261 189V188H260ZM253 190H255V189H253ZM19 191V190H18ZM40 191V190H39ZM121 191V190H120ZM123 191V190H122ZM125 191V190H124ZM243 191V190H242ZM245 191H247V190H245ZM250 191L248 190V193H249ZM254 192V191H253ZM240 194V193H239ZM250 194V193H249ZM29 195V194H28ZM36 195V194H35ZM121 195V194H120ZM242 195L243 196H245V197H247V193L246 192H244L243 191V193H242ZM4 196V195H3ZM25 196V195H24ZM41 196V195H40ZM97 196V195H96ZM239 196V195H238ZM237 196V197H238ZM121 197V196H120ZM6 198V197H5ZM13 198H15V195H13ZM119 198V197H118ZM240 198V197H239ZM247 198H249V197H247ZM246 198V199H247ZM262 199L264 198V196L263 197H261ZM260 198V199H261ZM9 199V198H8ZM45 199V198H44ZM47 199H49V198H47ZM241 199V198H240ZM261 199V200H262ZM1 200V199H0ZM73 200V199H72ZM243 200V199H242ZM249 200V199H248ZM264 200V199H263ZM262 200V201H263ZM9 201V200H8ZM27 201V200H26ZM67 201V200H66ZM244 201H246V200H244ZM261 201V202H262ZM3 202V201H2ZM40 202V201H39ZM51 202V201H50ZM260 202V203H261ZM13 203H15V202H13ZM25 203V202H24ZM247 203V202H246ZM253 203V202H252ZM1 204V203H0ZM27 204V203H26ZM76 204H77V202H76ZM255 205V204H254ZM263 205V204H262ZM8 206V205H7ZM65 206V205H64ZM234 206V205H233ZM237 206V205H236ZM253 206V205H252ZM208 207V206H207ZM209 208H211V207H209ZM253 208H255V206H253ZM41 209V208H40ZM39 208H37V207H34V208H28L27 210H29V211H31V214L33 213V214H38V212H39V210H40ZM65 209H67V208H65ZM86 209H88V208H86ZM255 209H257V207L255 208ZM255 209H253L254 211H256ZM10 210H12V211H14V212H16V210H17V205L16 204H13V206H11V208H10ZM48 210V209H47ZM50 210V209H49ZM48 210V212H50L51 213V211H49ZM81 210V209H80ZM90 210V209H89ZM205 210H208V209H205ZM57 210H55V212H56ZM70 211V210H69ZM239 211H241V209L239 210ZM253 211V212H254ZM41 212V211H40ZM45 212H47V211H45ZM210 212H212V211H210ZM11 213V212H10ZM58 213V212H57ZM59 214H60V212H59ZM42 215H44V214H42ZM46 215V214H45ZM44 215V216H45ZM96 215V214H95ZM237 215V214H236ZM239 215V214H238ZM64 216V215H63ZM65 216H66V214H65ZM89 216V215H88ZM243 216V215H242ZM241 216V217H242ZM85 217V216H84ZM238 217V216H237ZM54 218V217H53ZM89 218H91V217H89ZM253 218V217H252ZM6 219V218H5ZM18 219V218H17ZM45 219H46V217H45ZM66 219V218H65ZM82 219V218H81ZM78 220V219H77ZM89 220V219H88ZM93 219L91 218V223H93V221H92ZM251 220H253V219H251ZM235 221L237 222V220L235 219ZM239 221V220H238ZM7 223H8V221H6ZM40 222V221H39ZM54 222V221H53ZM57 222V221H56ZM90 222V221H89ZM235 222V223H236ZM241 222V221H240ZM251 222V221H250ZM2 224H3V222H1ZM37 223V222H36ZM46 223V222H45ZM59 224V223H58ZM242 224V222L240 223V225ZM3 225H5V224H3ZM104 225V224H103ZM248 226H251V223H248L247 224ZM38 226V225H37ZM82 226V225H81ZM86 226V225H85ZM91 226V225H90ZM83 227V226H82ZM94 227V226H93ZM10 230V229H9ZM37 230V229H36ZM123 233H124V231H123ZM244 233V232H243ZM246 234V233H245ZM248 235V234H247ZM247 235H246V237H247ZM250 238V237H249ZM253 237H251V240L253 241L254 239H252ZM255 238V237H254ZM261 238V237H260ZM259 238V239H260ZM264 238V237H263ZM246 239V238H245ZM258 239V240H259ZM116 240V239H115ZM237 240V239H236ZM247 240V239H246ZM245 240V241H246ZM252 241H250V243L252 242ZM261 241V240H260ZM263 241V240H262ZM238 242V241H237ZM256 242V241H255ZM242 243V241L240 242V244ZM246 243V242H245ZM262 243V242H261ZM248 244V243H247ZM246 244V245H247ZM253 244V243H252ZM113 246V245H112ZM241 245H239V247H240ZM242 247H243V244H242ZM248 247H250V245L248 246ZM244 249V248H243ZM252 249H251V247H250V251H251ZM244 251V250H243ZM255 250H254V246H253V252H254ZM108 252V251H107ZM245 252V254L246 253H248V252H246V250L244 251ZM252 252V253H253ZM257 252V251H256ZM263 253H264V251H262ZM109 253V252H108ZM259 254V256H261V259H262V253L260 252V253H258ZM108 255V254H107ZM247 256L248 255H250V253L249 254H246ZM252 255V254H251ZM254 255V254H253ZM106 256V255H105ZM247 256H246V258H247ZM255 256V255H254ZM258 256V255H257ZM100 257H103V256H100ZM243 257V256H242ZM251 256H248V258H250ZM243 259V258H242ZM259 259V258H258ZM257 258H256V260L255 261H257L258 260ZM261 259H259V260H261ZM125 260V259H124ZM249 260V259H248ZM247 259H246V261H248ZM263 260V259H262ZM137 261V260H136ZM246 261L244 262V263H246ZM251 262V261H250ZM261 262V261H260ZM125 263V262H124ZM248 264H249V262H247ZM133 264V263H132ZM138 264V263H137ZM252 264V263H251ZM256 264V263H255ZM263 264V263H262Z\"/></svg>",
	"mask_w": 264,
	"mask_h": 264
}]
</instances>
